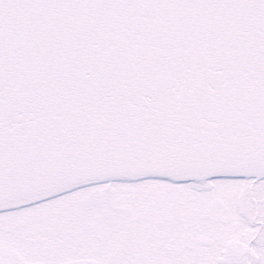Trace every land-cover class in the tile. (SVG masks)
Segmentation results:
<instances>
[{
  "label": "snow or ice",
  "instance_id": "snow-or-ice-1",
  "mask_svg": "<svg viewBox=\"0 0 264 264\" xmlns=\"http://www.w3.org/2000/svg\"><path fill=\"white\" fill-rule=\"evenodd\" d=\"M0 264H264V0H0Z\"/></svg>",
  "mask_w": 264,
  "mask_h": 264
}]
</instances>
